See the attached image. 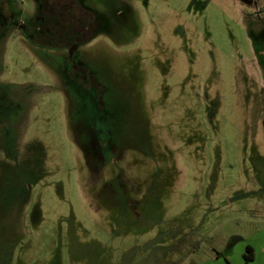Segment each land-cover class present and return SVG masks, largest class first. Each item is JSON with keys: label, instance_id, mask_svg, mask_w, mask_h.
Wrapping results in <instances>:
<instances>
[{"label": "rangeland", "instance_id": "rangeland-1", "mask_svg": "<svg viewBox=\"0 0 264 264\" xmlns=\"http://www.w3.org/2000/svg\"><path fill=\"white\" fill-rule=\"evenodd\" d=\"M8 3L0 264H264V0H83L103 94Z\"/></svg>", "mask_w": 264, "mask_h": 264}, {"label": "trees", "instance_id": "trees-1", "mask_svg": "<svg viewBox=\"0 0 264 264\" xmlns=\"http://www.w3.org/2000/svg\"><path fill=\"white\" fill-rule=\"evenodd\" d=\"M8 5V0H0V33L13 21ZM80 17L76 6L69 8L63 0H37L33 20L23 31L38 46L68 49L88 42L98 32L97 28L81 27ZM91 18L85 16L84 21ZM243 259L245 264L253 260L251 247L246 248Z\"/></svg>", "mask_w": 264, "mask_h": 264}, {"label": "flooded vegetation", "instance_id": "flooded-vegetation-1", "mask_svg": "<svg viewBox=\"0 0 264 264\" xmlns=\"http://www.w3.org/2000/svg\"><path fill=\"white\" fill-rule=\"evenodd\" d=\"M63 1L66 3L67 6H69V8L72 6H76V11L81 16L80 17L81 19L79 21L81 24V27H83V28L90 27V28H93V30L97 28L98 31L100 29L105 28L103 21H101V19H100V15L98 13H96V11H94L93 8L85 7L83 4V0H63ZM247 1H249V2L253 1L254 2L255 0H247ZM34 3H35V12H36L37 0H34ZM90 15L92 18L90 17ZM85 16H87L89 19L91 18V21L90 20L87 22L84 21ZM256 18H257V21H259L261 26L264 28V3L261 5L260 9H258V12L256 14ZM20 29L24 30L25 27L21 26ZM95 35L93 37H95ZM73 47H75V49H74V51H75L78 46L74 45L71 48H73ZM71 48H68V49L70 50ZM261 49H262V53L258 54V56L260 55L261 59L263 60V65H264V52H263L264 48H261ZM72 56H73L72 52L71 53L69 52L68 53V59H71V61H72V70H70L69 72H66L67 76L71 80H74L85 91H87V89H89V88L90 89L93 88L95 90L98 89L99 93L103 94L104 91L106 90L105 86H103L101 83H99V81L95 78V76L91 70H89L88 68H86L84 66H76V64L72 60ZM259 68L260 67H257V69L260 70V72H261V69H259ZM262 68L264 69V66ZM261 74L263 76L262 72H261ZM261 79L263 80V77H261ZM0 94H2L1 89H0ZM102 98H103V96L98 99V103H99V105H101V110L104 109V108H102Z\"/></svg>", "mask_w": 264, "mask_h": 264}, {"label": "water", "instance_id": "water-1", "mask_svg": "<svg viewBox=\"0 0 264 264\" xmlns=\"http://www.w3.org/2000/svg\"><path fill=\"white\" fill-rule=\"evenodd\" d=\"M74 49H75V47L71 48V49L69 50V52L71 53Z\"/></svg>", "mask_w": 264, "mask_h": 264}]
</instances>
